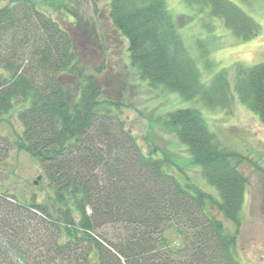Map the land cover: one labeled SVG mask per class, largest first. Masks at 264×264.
Returning <instances> with one entry per match:
<instances>
[{"label": "trees", "instance_id": "trees-1", "mask_svg": "<svg viewBox=\"0 0 264 264\" xmlns=\"http://www.w3.org/2000/svg\"><path fill=\"white\" fill-rule=\"evenodd\" d=\"M47 1L0 0V177L11 148L40 170L22 198L5 185L8 174L0 178V264H251L237 257L233 236L210 211L237 221L244 182L232 154L189 107L159 125L214 195L163 149L143 152L119 104L108 105L97 79L79 67L70 34L40 7ZM184 1L223 20L238 40L258 31L229 0ZM108 16L139 79L205 108L233 94L264 123V62L234 66L231 82L218 74L203 85L179 54L165 0H109Z\"/></svg>", "mask_w": 264, "mask_h": 264}, {"label": "rangeland", "instance_id": "rangeland-1", "mask_svg": "<svg viewBox=\"0 0 264 264\" xmlns=\"http://www.w3.org/2000/svg\"><path fill=\"white\" fill-rule=\"evenodd\" d=\"M229 1L256 23L258 31L252 38L238 40L223 20L212 16L206 8L189 5L184 0H165L179 41V54L198 69L199 82L203 85L218 74L231 82L234 66L264 62V0ZM47 2V8L42 4L40 7L70 34L79 67L97 79L108 105L119 104L124 127L135 135L143 152L148 151L149 145L163 149L203 190L214 195L187 151L175 144L172 136L159 125L167 113L189 107L202 118L220 148L232 154L229 163L244 182L237 221L226 219L215 209L210 211L233 236V249L241 261L264 264V123L233 94L226 105L205 108L198 101L186 102L177 93L160 86L152 87L139 79L128 60L126 39L109 19V0ZM98 30L100 37H96ZM68 82L65 88L71 96L78 85L75 79ZM13 126L19 130L17 124ZM6 152L9 154L3 161L4 172L8 174L5 185L15 188L19 198H22L20 194L28 196L33 181L40 176L39 167L21 151L11 148ZM166 235L170 245L177 247L179 241L175 234Z\"/></svg>", "mask_w": 264, "mask_h": 264}, {"label": "flooded vegetation", "instance_id": "flooded-vegetation-1", "mask_svg": "<svg viewBox=\"0 0 264 264\" xmlns=\"http://www.w3.org/2000/svg\"><path fill=\"white\" fill-rule=\"evenodd\" d=\"M99 28H100V27H99ZM96 37H100L99 30H98V34L96 33Z\"/></svg>", "mask_w": 264, "mask_h": 264}]
</instances>
